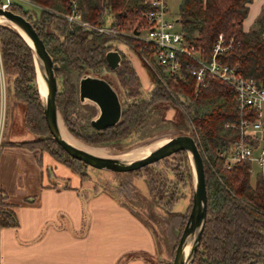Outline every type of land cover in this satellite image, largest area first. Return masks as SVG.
Segmentation results:
<instances>
[{
	"label": "trees",
	"instance_id": "1",
	"mask_svg": "<svg viewBox=\"0 0 264 264\" xmlns=\"http://www.w3.org/2000/svg\"><path fill=\"white\" fill-rule=\"evenodd\" d=\"M30 1L38 7V13L26 10L20 4L10 5L9 10L22 15L32 24L53 63L58 65L55 76L61 77L63 91L60 94L63 96L59 99L57 89L55 103L64 121L65 108L73 104L78 95L76 85L70 82L72 72L81 77L92 74L100 78H103L102 72H113L127 97L132 99L121 106L120 120L114 127L95 132L91 141L86 142L99 144L123 139L152 118H156L157 129L169 126L179 135L193 136L202 158L207 201L203 231L190 264H264V179L259 175L251 179L247 163L237 164L230 170L224 169L222 159L217 155L225 151L238 135L237 130L230 127L240 115L230 88L217 79H210L204 89L196 92L190 69H183L184 78L177 84L167 83V91L139 60L152 88L147 99H138L141 82L132 64L119 52L120 66L110 70L104 59L110 49L108 38L69 25L61 14L69 13L72 3H75L83 21L95 25L104 24L107 18L113 19L122 30L126 26L140 24V13L146 8L143 0ZM252 1L179 0L177 24L188 42L205 52L210 51L219 34L226 41L231 40V48L221 56V60L237 67L243 76L264 83V14L257 18L248 32H243L241 28ZM53 21L58 24L60 36L51 35L46 30ZM0 47L5 70L15 74L14 99L28 107L24 116L25 127L31 132L46 135L43 141L48 143L42 145V150L84 180L87 175L81 173L77 166L84 163L66 154L46 127L30 48L15 30L4 26H0ZM185 66L193 67L188 62ZM173 98L178 99L179 104ZM163 104L183 108V111L178 110L177 122L162 118L159 106ZM40 140L8 146L34 150L42 142ZM180 154L187 156L185 151L173 155ZM184 161L185 177L192 187V172L187 157ZM168 197V206H173L176 199L173 200L172 195ZM123 206L128 208L125 204ZM0 225L16 226L15 215L9 210H0Z\"/></svg>",
	"mask_w": 264,
	"mask_h": 264
},
{
	"label": "crops",
	"instance_id": "2",
	"mask_svg": "<svg viewBox=\"0 0 264 264\" xmlns=\"http://www.w3.org/2000/svg\"><path fill=\"white\" fill-rule=\"evenodd\" d=\"M261 14L264 0H253L242 31ZM0 154V208L17 222L0 225V264H166L155 258L151 229L113 195L89 189L45 152L0 146Z\"/></svg>",
	"mask_w": 264,
	"mask_h": 264
},
{
	"label": "rangeland",
	"instance_id": "3",
	"mask_svg": "<svg viewBox=\"0 0 264 264\" xmlns=\"http://www.w3.org/2000/svg\"><path fill=\"white\" fill-rule=\"evenodd\" d=\"M30 3L32 2L30 1ZM178 6L179 0H168L169 12L174 18L178 15ZM23 8L34 11L35 13L39 12L38 7L33 3L32 5L24 4ZM0 26L13 29L11 26L4 24H0ZM128 28L129 26H126L123 30L126 31ZM175 29H179L177 23L175 24ZM46 30L51 35H61L56 21L48 25ZM104 36L108 38V46H110V49L115 48L119 51L132 64L139 76L142 89L140 88L138 99H147L149 91L152 88L146 72L147 69L145 70L138 57L126 44L114 40L112 37ZM34 69L35 83L38 85L39 75L35 65ZM101 75L117 92L121 106L127 104V102H131L132 99L127 97L118 81V76L108 71L102 72ZM56 76L60 99L63 96V94H60L63 91L62 80L61 77ZM80 78L81 76L77 72L70 74V82L76 85V87H78ZM14 79L15 74L5 70L0 47V146H8L11 143H31L41 139L40 141L42 142L40 145H33L34 147L37 146L34 151L45 152L42 150V145L48 143V141H43V139L46 140V135L31 132L25 127L24 116L28 107L14 99ZM166 90L168 91L169 88H166ZM173 99L176 104H179L178 99ZM13 104L15 106H12ZM177 106L179 109L175 105H160L159 108L162 118L173 123L177 122L178 110L183 111L180 105ZM65 111L66 121L60 116L62 126L67 130L65 131L71 137L85 145L105 148L104 151L108 150L105 151L108 157H116L120 154L127 153L139 145L151 144L157 138L169 139L179 135L177 130L169 126L157 129L156 118H152L143 127L123 139L90 144L86 141H91L92 136L97 132L90 126V121L98 115L99 111L97 106L89 100L80 102L77 95L74 98L73 104L66 107ZM9 139L20 142H9ZM45 153L48 154L47 152ZM186 155L192 172L190 157L188 154ZM186 157L183 154L171 155L158 162L144 166L141 169L120 173L98 170L88 165L78 164L77 166L81 173H86L87 175L84 180H79L87 185L89 189L113 195L120 203L125 204L131 209L153 232L157 251L155 258L164 263L171 264L179 236L181 235L191 207L192 187L189 186V180L185 177L186 162L184 158ZM169 195H172L173 200L175 198L177 201L173 206H168ZM0 210L5 209L1 207Z\"/></svg>",
	"mask_w": 264,
	"mask_h": 264
},
{
	"label": "built area",
	"instance_id": "4",
	"mask_svg": "<svg viewBox=\"0 0 264 264\" xmlns=\"http://www.w3.org/2000/svg\"><path fill=\"white\" fill-rule=\"evenodd\" d=\"M146 8L140 13V24L120 30L113 19L104 24H90L80 18L75 3L69 13L61 17L71 26L103 34L126 44L164 87L177 84L184 78L183 69H190L196 92L207 86V81L217 79L227 85L240 113L238 121L230 127L237 137L229 147L217 155L223 168L230 170L237 164L247 163L251 179L257 175L264 179V83L243 76L237 67L221 60L232 41L217 35L209 52L188 42L180 29H175L177 17L169 12L168 0H143ZM12 4L32 5L30 0H0L1 9ZM193 67L186 68L185 63ZM229 125H225L228 127Z\"/></svg>",
	"mask_w": 264,
	"mask_h": 264
},
{
	"label": "water",
	"instance_id": "5",
	"mask_svg": "<svg viewBox=\"0 0 264 264\" xmlns=\"http://www.w3.org/2000/svg\"><path fill=\"white\" fill-rule=\"evenodd\" d=\"M0 16L18 29L14 30L30 48L36 71L46 90L43 96L39 84L37 85L46 127L57 145L71 158L98 170L120 173L141 169L179 151H185L189 155L192 166L191 207L178 239L171 264H190L203 231L207 201L202 158L194 138L189 134L173 136L166 143L153 149L148 155L128 162L119 160L116 157L96 156L67 142L62 138L59 131L61 118L55 103L57 91L55 71L58 69V65L53 63L42 40L27 19L9 9L3 10L1 8ZM23 35L30 41L31 45ZM104 59L109 69L113 71L120 66L121 54L115 48H111L105 53ZM77 90L80 102L89 100L98 108L97 117L90 121L93 130L103 131L114 127L119 122L121 103L117 92L105 79L92 74L83 75L78 81ZM188 242L190 243V249L188 254L185 255L184 249Z\"/></svg>",
	"mask_w": 264,
	"mask_h": 264
},
{
	"label": "bare ground",
	"instance_id": "6",
	"mask_svg": "<svg viewBox=\"0 0 264 264\" xmlns=\"http://www.w3.org/2000/svg\"><path fill=\"white\" fill-rule=\"evenodd\" d=\"M0 24L8 25V26H11L13 29H16L9 21H7L2 16H0ZM16 30H18V29H16ZM23 37L31 45L30 41L24 35H23ZM38 84H39V89L41 91V94L44 96L46 90H45V87H44V85H43V83L39 77H38ZM61 123L62 122L59 121V131H60L62 138L65 139L67 142H69L72 145H74L80 149H83V150H85V151H87L93 155L100 156V157H108V154L105 152L108 150L104 151L105 148L103 149V148L91 147V146H88V145H85V144L79 142L78 140L71 137L68 132H66L67 130L65 129L64 126H62L63 124H61ZM167 141H168L167 138H157V139L153 140L151 144L139 145V146L129 150L127 153L120 154V155L116 156V158L119 160H122V161H127V162L137 160V159H140V158L148 155L153 149L159 147L160 145L166 143ZM189 249H190V243L188 242L187 246L184 249L185 255L188 254Z\"/></svg>",
	"mask_w": 264,
	"mask_h": 264
}]
</instances>
